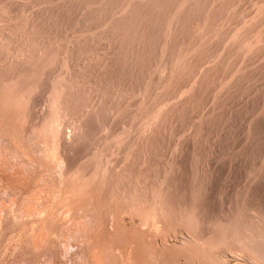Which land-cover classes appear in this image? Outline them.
I'll return each mask as SVG.
<instances>
[{
    "label": "rangeland",
    "instance_id": "rangeland-1",
    "mask_svg": "<svg viewBox=\"0 0 264 264\" xmlns=\"http://www.w3.org/2000/svg\"><path fill=\"white\" fill-rule=\"evenodd\" d=\"M264 0H0V264H264Z\"/></svg>",
    "mask_w": 264,
    "mask_h": 264
},
{
    "label": "bare ground",
    "instance_id": "bare-ground-1",
    "mask_svg": "<svg viewBox=\"0 0 264 264\" xmlns=\"http://www.w3.org/2000/svg\"><path fill=\"white\" fill-rule=\"evenodd\" d=\"M264 247V246H263Z\"/></svg>",
    "mask_w": 264,
    "mask_h": 264
}]
</instances>
